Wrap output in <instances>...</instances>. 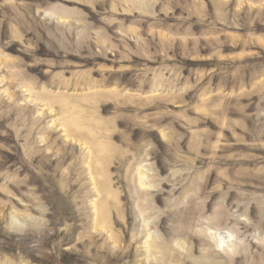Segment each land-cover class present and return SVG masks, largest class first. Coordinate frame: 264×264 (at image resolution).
Returning <instances> with one entry per match:
<instances>
[{
  "label": "rangeland",
  "instance_id": "rangeland-1",
  "mask_svg": "<svg viewBox=\"0 0 264 264\" xmlns=\"http://www.w3.org/2000/svg\"><path fill=\"white\" fill-rule=\"evenodd\" d=\"M0 264H264V0H0Z\"/></svg>",
  "mask_w": 264,
  "mask_h": 264
},
{
  "label": "bare ground",
  "instance_id": "bare-ground-1",
  "mask_svg": "<svg viewBox=\"0 0 264 264\" xmlns=\"http://www.w3.org/2000/svg\"><path fill=\"white\" fill-rule=\"evenodd\" d=\"M73 126V125H72ZM70 128V127H69ZM65 129V128H64ZM67 130V129H66ZM66 133V131H64ZM71 136V135H70ZM86 146V145H85ZM90 148V147H89ZM88 149V147H87ZM92 151V149H91ZM86 152V151H85ZM94 160L97 162L99 160L98 156L97 155H90L88 154L87 157H86V162H85V165L86 167L88 168V173L90 175V177L93 178V175H94V168H93V164H94ZM85 167V168H86ZM86 168V169H87ZM96 172V170H95ZM96 174V173H95ZM99 174V173H98ZM97 175V174H96ZM99 176V175H98ZM102 192L104 193H108V188H107V184H104V185H101V188H100ZM97 194V193H96ZM98 203L94 202L93 203V210H94V213H98L100 215V218H101V221L102 223H107L106 220H107V216H108V212H107V209L105 207V204L103 202H100L98 205ZM97 216V215H96ZM96 219V218H94ZM108 221V220H107ZM98 222V221H97ZM149 241V240H148ZM151 242V241H150ZM151 246V244H150ZM158 249V247H156ZM155 249V248H154Z\"/></svg>",
  "mask_w": 264,
  "mask_h": 264
}]
</instances>
